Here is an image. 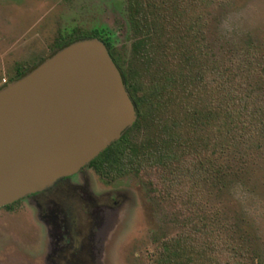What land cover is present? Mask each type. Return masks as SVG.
<instances>
[{
    "label": "rangeland",
    "instance_id": "rangeland-1",
    "mask_svg": "<svg viewBox=\"0 0 264 264\" xmlns=\"http://www.w3.org/2000/svg\"><path fill=\"white\" fill-rule=\"evenodd\" d=\"M194 10L199 40L215 58L248 52L264 65V0H199ZM91 31L109 40L124 66L132 41L127 0H0V86L16 67L29 70L50 54L61 37ZM236 150L241 159L236 151L222 160L224 182L197 186L192 200L151 191L160 186L153 167L115 179L83 168L94 193L110 190L118 200L96 229L95 264H151L159 239L181 231L191 211L244 250L246 264H264V137L242 138ZM34 212L25 199L0 208V264H42L46 234Z\"/></svg>",
    "mask_w": 264,
    "mask_h": 264
},
{
    "label": "trees",
    "instance_id": "trees-1",
    "mask_svg": "<svg viewBox=\"0 0 264 264\" xmlns=\"http://www.w3.org/2000/svg\"><path fill=\"white\" fill-rule=\"evenodd\" d=\"M198 2L127 0L132 41L124 66L98 31L74 32L57 43L103 40L136 108L131 127L88 165L107 179L156 168L160 186L151 191L163 200L187 194L192 200L197 186L223 183V161L241 159L239 140L264 137V65L248 52L215 58L199 40ZM27 70L16 67L12 79ZM179 225L181 231L159 239L151 264H246L244 250L194 211Z\"/></svg>",
    "mask_w": 264,
    "mask_h": 264
},
{
    "label": "water",
    "instance_id": "water-1",
    "mask_svg": "<svg viewBox=\"0 0 264 264\" xmlns=\"http://www.w3.org/2000/svg\"><path fill=\"white\" fill-rule=\"evenodd\" d=\"M136 117L100 38L55 49L0 86V207L88 165Z\"/></svg>",
    "mask_w": 264,
    "mask_h": 264
},
{
    "label": "flooded vegetation",
    "instance_id": "flooded-vegetation-1",
    "mask_svg": "<svg viewBox=\"0 0 264 264\" xmlns=\"http://www.w3.org/2000/svg\"><path fill=\"white\" fill-rule=\"evenodd\" d=\"M63 38L54 43L52 51L59 48L57 43ZM86 166L59 178L46 189L12 202L25 199L44 226L46 243L42 264H95L96 229L104 220V209L115 206L118 200L116 195L111 196L110 190L94 193L89 188L91 175L83 170Z\"/></svg>",
    "mask_w": 264,
    "mask_h": 264
}]
</instances>
